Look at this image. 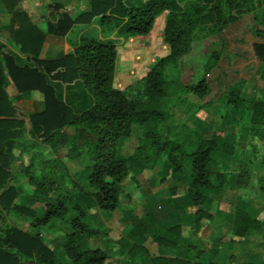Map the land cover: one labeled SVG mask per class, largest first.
Segmentation results:
<instances>
[{"label": "rangeland", "instance_id": "374dc122", "mask_svg": "<svg viewBox=\"0 0 264 264\" xmlns=\"http://www.w3.org/2000/svg\"><path fill=\"white\" fill-rule=\"evenodd\" d=\"M129 1L141 5L149 0ZM176 1L186 16V22L189 20L188 23H191L190 17L194 15L195 7L201 4L191 9L192 5L198 3L196 0ZM241 4V9L234 8ZM221 7L224 15L234 17L235 21L220 26L213 22L196 24L192 19L193 24L187 25L189 52L166 62L161 73L164 90L161 111L168 114L169 119L159 127L163 132H174L168 137L177 141L179 137L176 135H186L187 131L205 139L211 138L217 131L229 134V139L235 143L234 154L227 158L217 154L213 157L225 174L226 182L221 190L206 193L211 207L206 209L209 219L205 217L202 221L204 229L200 238L204 248L217 245L221 253L232 254L234 264H263L264 136L260 137L250 124V112L234 111L228 100L234 95L246 102L259 100L264 105V59L259 57L256 47H264V0H223ZM209 9L210 6H204V15L208 14ZM166 18L167 12H164L154 19L147 35L129 38L120 36L113 24L100 27L98 18L93 20L90 27L75 31L70 36V43L75 44L80 37L102 44L110 42L114 55L111 73L114 87L122 92L128 102H145L147 77L153 68H159L158 64L168 55V48L163 45ZM198 83L207 87V95L199 97L189 93L188 89ZM64 93L65 90L61 88V94ZM182 99L187 100L183 102ZM189 102L195 105L194 109L188 107ZM27 125L20 128L21 137L14 141L13 159L10 160L11 177L7 185L17 193L12 206L26 209L33 216L28 218L17 210H2L0 238L6 229H18L29 237L40 239L54 256V264H70L64 255L63 245L66 243L65 236L71 232L70 220L81 214V221L97 233L95 238L82 240L81 248L101 250L108 257L107 264H125L117 245L118 238L122 237L121 230L128 233V228L137 227L142 231L145 225L153 229L156 219H161L164 211L173 209L174 203L170 202L164 205L165 208L161 207L162 199L167 197L171 201L180 197L179 202L184 210L195 211V207L187 208L181 202L183 197H187L184 191L190 181L188 167L172 175L165 164L157 171L143 169L138 172L134 166L135 172L121 182L120 206L126 210L125 214L120 210L111 215L101 213L94 206L92 198L87 197L89 192L79 193V189H73L72 185L80 184L93 163L103 159V148L108 149L107 144H112L101 142V136L107 135L106 130L91 132L79 124L68 125L59 131L60 138L52 136L36 140L30 137L28 130L31 125ZM143 131L144 128L132 127L129 138L117 148V154L123 158L133 155ZM68 175H71L72 183ZM75 176L76 179L83 177V180L75 182ZM150 185L155 197L152 201L149 193L144 192ZM84 187H87L86 184ZM48 188L51 189L48 191ZM46 199L55 206L62 202L63 218H55L47 226L34 227L33 223L43 216ZM74 205H78V210L72 208ZM153 206H156L155 214H150ZM236 211H241L245 218L252 220L254 228L236 242L219 244L223 232L232 226ZM172 214L169 212L164 216ZM181 221L188 224L187 219ZM216 229L218 234L208 238L211 230L216 232ZM137 241L138 235H133L130 242ZM22 264L37 263L24 259Z\"/></svg>", "mask_w": 264, "mask_h": 264}, {"label": "trees", "instance_id": "16d2710c", "mask_svg": "<svg viewBox=\"0 0 264 264\" xmlns=\"http://www.w3.org/2000/svg\"><path fill=\"white\" fill-rule=\"evenodd\" d=\"M196 1L198 3L192 5L191 9L195 5L199 6V3L201 5L195 7V13L190 17L191 23H188L189 20L186 22V16L178 7L176 0H149L141 5L131 4L129 0H92L90 13L76 19L77 24L88 25L93 19L99 18L100 27L113 24L120 36L129 38L147 35L154 19L167 12L163 45L167 46L168 55L158 64L159 68H153L147 77L145 102H128L122 92L114 87L111 78L114 55L110 42L102 44L92 39L81 38L72 54L64 57L59 63H54L37 60L42 38L30 34L20 48L34 56L32 62L24 64L21 60L7 57L3 58L6 73L0 67V117H11L14 114L4 90L7 77L13 83L17 94L37 92L42 95L44 110L40 114L31 115L30 137L45 140L57 136L65 126L77 124L91 132L97 129L106 130L107 135L101 136V142L104 144L111 142L113 145L107 144L108 149L103 148V159L93 163L82 181L87 188L93 190L91 195L94 204L101 213L110 214L119 208L121 182L135 172L134 166L138 168V172L143 169L157 171L166 164L169 174L172 175L188 167L190 181L186 196L191 206L196 208L189 233L183 234L184 226L177 220L165 222L156 234L150 235L142 244L131 243L122 238L117 241V245L125 264L234 262L233 255L221 253L217 245L209 249L204 248L199 233L202 221L205 217L209 219V215L202 209L206 193L221 190L226 182L225 174L213 157L216 154L226 158L232 157L235 143L229 139V134L225 131H217L211 138L205 139L187 129L186 135H176L179 137L177 141L168 137L174 132L171 130L163 132L159 127L164 126L165 121L169 119L168 114L161 111L164 97L161 73L166 62L176 60L189 52L187 25L193 24V20L196 24L213 22L214 25L220 26L235 21L234 17L224 15L225 11L221 7L223 0ZM243 5H236L234 8L241 9ZM204 6H210L207 15L203 13ZM64 17L62 16V19L69 23L65 22L68 30L73 22ZM256 47L259 57L264 59V47L262 45ZM55 65L57 66L54 67ZM58 67L64 70L52 74ZM62 85H66L64 94H61ZM188 91L199 97L208 94L207 87L202 83L190 87ZM182 100L184 102L187 99ZM228 103L236 112L249 111L250 124L260 137L264 136V105L261 101L246 102L231 95ZM194 106L189 102L188 107L194 109ZM22 126L21 120L0 119V218L2 210H17L25 213L28 218L33 216L26 209L12 206L17 193L13 187L7 185L11 177L10 160L13 159L14 141L21 137ZM132 127L144 128V131L137 141L133 155L123 158L117 154V148L123 140L129 138ZM107 138L109 140L105 141ZM70 182L72 183L71 178ZM82 187L84 186L78 183L72 185L73 189L81 190ZM50 189L48 188V191ZM68 200L71 198L68 197ZM62 206L61 201L55 206L46 199L43 216L39 220L36 219L34 227L47 226L51 220L63 218ZM72 208L78 210V205ZM245 216L241 211H236L231 237H222L218 240L219 244H231L232 237L243 238L254 228L253 221ZM81 219L82 215L79 214L69 222L71 232L65 236L66 243L63 245L66 260L70 264H107L108 257L101 250L81 248L82 240L97 237L96 231L90 230ZM24 259L37 264H54V256L40 239L29 237L18 229H6L0 238V264H22Z\"/></svg>", "mask_w": 264, "mask_h": 264}, {"label": "crops", "instance_id": "0c3cea01", "mask_svg": "<svg viewBox=\"0 0 264 264\" xmlns=\"http://www.w3.org/2000/svg\"><path fill=\"white\" fill-rule=\"evenodd\" d=\"M91 5L92 0H0V67L4 70V73H6V70L4 65L5 61L3 58L9 57L13 58L14 60L18 59L21 60L24 64H29L32 62L31 60L34 58V56L23 52L20 48L22 42L27 41V37L30 34H35L36 36L38 35L42 38L40 48L37 53L38 55L36 57L37 60L59 63L64 59V57L72 54L74 46H76V43L78 44L80 42L81 37L77 42H75V44L71 45L70 36L73 35L74 32L78 29V31H80L81 28L90 27V25L93 24V20H95L93 19L92 22L88 25L77 24L76 22V19L80 18L82 15L90 13L92 9ZM62 16H65L64 18H67L70 22H73L72 26L68 30H66L67 28L65 27V25L69 23H67L65 19H62ZM56 66L57 65H55L54 67ZM63 70V68L58 67L57 69L52 71V74L62 72ZM6 81L7 82L4 86V90L8 96V102L14 109V114L11 117H0V119L21 120L23 121V126L28 127L27 123L30 125L31 115L40 114L44 110L43 98L37 92H31L21 95L17 94L13 83L8 77L6 78ZM65 86L66 85H62L63 90H65ZM29 131L30 128L28 132ZM57 137L60 138L59 135H57ZM33 149L36 150V148ZM28 154L29 153H27V155ZM33 154H35L34 151ZM39 162H41V160ZM82 180L83 177L80 179H76L75 176V182ZM80 184L85 186L84 182H81ZM152 188V185H150V187L147 190L145 189L144 191L146 194L149 193L151 201L155 198L151 190ZM186 191L187 188L184 191L185 194ZM80 192H89L90 194H87V197L92 198L91 188L82 187L81 190H79V193ZM179 198L180 197H176V201H171L172 199L168 197L162 199L161 207L165 208L164 205L166 203L168 205V203L170 202L169 204L174 203L173 209L168 212L164 211V213L161 214V219H156V223L152 225L153 229L150 228L151 226L149 227L145 225L142 231H140V229L137 227L135 229L128 228V233L125 231L123 233L121 230L120 236L122 235V237L118 238V241L122 238L130 241L133 235H138L139 241L134 243L142 244L150 235L156 234L165 222H175L177 221V219L184 226L183 234L187 235L186 233H189L190 230L189 226L192 222L194 210L191 209L190 212L184 210V206H181ZM183 198L181 202L186 205L185 207L190 208L191 204L188 198ZM156 206H153L151 208L150 214H155L154 210L156 209ZM208 206L211 207V204L209 203V197H205V202L202 205V209L204 212H206V214L209 215L206 210ZM161 207H159V209ZM117 210H120L122 214H125L126 212V210H124V208L121 206H119ZM169 212H171V214H174H172V216H164ZM113 213H115V211ZM113 213H110V215ZM156 215H158V213ZM152 217L155 216L152 215ZM183 219H187V225L183 223L184 221H181ZM231 227L223 232L224 234L222 235V237H231ZM203 229L204 228L200 230L199 236H201ZM149 230L150 232H148ZM211 231L212 233H209L208 238L214 236L215 234H218V230L216 232H214L213 230ZM144 233L145 236H143ZM236 240H240V238L232 237L233 242H236ZM226 248L229 250L228 247Z\"/></svg>", "mask_w": 264, "mask_h": 264}]
</instances>
